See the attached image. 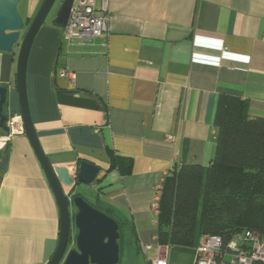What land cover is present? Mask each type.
Returning a JSON list of instances; mask_svg holds the SVG:
<instances>
[{
  "label": "crops",
  "instance_id": "0c3cea01",
  "mask_svg": "<svg viewBox=\"0 0 264 264\" xmlns=\"http://www.w3.org/2000/svg\"><path fill=\"white\" fill-rule=\"evenodd\" d=\"M43 2L21 1L27 26ZM109 11V31L84 43L66 39L54 19L39 30L27 67L34 127L52 165L100 166L84 194L127 221L121 264H150L162 253L169 264H195L197 247H158L155 188L175 164H209L220 93L246 98L250 115L264 116V0H109ZM19 47L0 51L9 117L21 114ZM113 154L132 158L130 173L111 168ZM2 159L0 264H46L60 211L26 133L0 144Z\"/></svg>",
  "mask_w": 264,
  "mask_h": 264
},
{
  "label": "trees",
  "instance_id": "16d2710c",
  "mask_svg": "<svg viewBox=\"0 0 264 264\" xmlns=\"http://www.w3.org/2000/svg\"><path fill=\"white\" fill-rule=\"evenodd\" d=\"M214 126L217 136L209 164H175L164 178L157 216L161 246L197 247L205 235H220L228 243L247 230L264 233V116H251L246 98L223 92L217 98ZM132 165V158L112 155L111 168L128 174ZM104 212L120 224L121 264L128 224ZM131 233L139 247L134 227Z\"/></svg>",
  "mask_w": 264,
  "mask_h": 264
},
{
  "label": "water",
  "instance_id": "95a60500",
  "mask_svg": "<svg viewBox=\"0 0 264 264\" xmlns=\"http://www.w3.org/2000/svg\"><path fill=\"white\" fill-rule=\"evenodd\" d=\"M22 0H0V51H14L19 45L17 58V90L21 103L25 133L32 143L39 162L54 192L60 211L59 239L56 249L46 264H119L121 238L119 222L95 207L82 194L75 192L80 183L88 185L98 181L100 166L88 160L79 162L74 170L64 165L54 166L45 154L33 124L28 91L27 67L35 38L46 23L58 0H44L29 26L20 11ZM75 0H61L54 21L66 26ZM27 26V27H26ZM9 89L0 84V129L8 130L9 115L4 106ZM7 166V159L0 160V170ZM76 227L75 240L71 232Z\"/></svg>",
  "mask_w": 264,
  "mask_h": 264
},
{
  "label": "built area",
  "instance_id": "2783aa9c",
  "mask_svg": "<svg viewBox=\"0 0 264 264\" xmlns=\"http://www.w3.org/2000/svg\"><path fill=\"white\" fill-rule=\"evenodd\" d=\"M109 12V0H102L100 9L96 6V0H75L69 22L64 26L65 38L84 43L93 37L106 34L109 31ZM62 74L73 76L72 71L67 69H63ZM7 126L6 134L0 136V142L3 140L1 146H4L12 136L25 133L21 114L10 116ZM164 178L155 188L152 201V209L157 216L160 212ZM158 247L161 248L162 246L158 243ZM256 261L264 262V233L257 230H247L237 234L228 243H225L220 235L203 236L197 246L195 264H254ZM150 264L169 263L166 255H159Z\"/></svg>",
  "mask_w": 264,
  "mask_h": 264
},
{
  "label": "rangeland",
  "instance_id": "374dc122",
  "mask_svg": "<svg viewBox=\"0 0 264 264\" xmlns=\"http://www.w3.org/2000/svg\"><path fill=\"white\" fill-rule=\"evenodd\" d=\"M60 1L61 0H58L57 1V4L55 5V7L53 8V10H52V12L49 14V16H48V18H47V21H46V23H48V21H51V20H53L54 18H55V15L57 14V11H58V9H59V6H60ZM18 47V46H17ZM19 49H20V47H19ZM79 190H80V192H83V194L85 193V194H91V188H90V186L88 185V184H79L78 185V187H77ZM82 190V191H81ZM84 194V195H85ZM83 195V196H84ZM85 197H87V195H85ZM73 229V231L71 232V242H70V247L72 246V241H74L75 239L73 238V235L74 234H76L77 233V229H76V227H73L72 228ZM76 232V233H75ZM126 244H128V242H126ZM162 255H166L165 253H162ZM139 258L141 259V260H143V254H142V252H141V254L139 255Z\"/></svg>",
  "mask_w": 264,
  "mask_h": 264
},
{
  "label": "bare ground",
  "instance_id": "6f19581e",
  "mask_svg": "<svg viewBox=\"0 0 264 264\" xmlns=\"http://www.w3.org/2000/svg\"><path fill=\"white\" fill-rule=\"evenodd\" d=\"M2 142H0V144L2 145V143H3V140H1Z\"/></svg>",
  "mask_w": 264,
  "mask_h": 264
},
{
  "label": "clouds",
  "instance_id": "9594fccd",
  "mask_svg": "<svg viewBox=\"0 0 264 264\" xmlns=\"http://www.w3.org/2000/svg\"><path fill=\"white\" fill-rule=\"evenodd\" d=\"M74 237H75V234H74Z\"/></svg>",
  "mask_w": 264,
  "mask_h": 264
},
{
  "label": "flooded vegetation",
  "instance_id": "af4514ba",
  "mask_svg": "<svg viewBox=\"0 0 264 264\" xmlns=\"http://www.w3.org/2000/svg\"><path fill=\"white\" fill-rule=\"evenodd\" d=\"M6 124H7V122H6ZM76 233V232H75Z\"/></svg>",
  "mask_w": 264,
  "mask_h": 264
}]
</instances>
